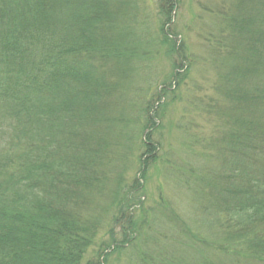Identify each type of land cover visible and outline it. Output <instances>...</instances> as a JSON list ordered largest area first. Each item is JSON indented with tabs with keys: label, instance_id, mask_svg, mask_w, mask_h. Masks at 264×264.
Here are the masks:
<instances>
[{
	"label": "trees",
	"instance_id": "1",
	"mask_svg": "<svg viewBox=\"0 0 264 264\" xmlns=\"http://www.w3.org/2000/svg\"><path fill=\"white\" fill-rule=\"evenodd\" d=\"M232 1L224 35L206 39L219 100L196 109L223 130L207 162L180 172L199 206L188 224L162 198L143 215L147 171L161 159V100L186 77L185 49L166 28L175 0L160 6L159 28L178 59L172 83L133 124L134 1L0 0V264H104L144 227L158 236L151 254L163 253L158 263L139 253L142 264H264V0Z\"/></svg>",
	"mask_w": 264,
	"mask_h": 264
},
{
	"label": "rangeland",
	"instance_id": "2",
	"mask_svg": "<svg viewBox=\"0 0 264 264\" xmlns=\"http://www.w3.org/2000/svg\"><path fill=\"white\" fill-rule=\"evenodd\" d=\"M135 4L134 22L135 35L137 38V51L131 65V93L130 100L133 103L130 111H127L129 118L133 120L140 115L139 109L145 100L158 92L164 85L171 84L176 56L169 55V46L162 43L159 33L161 23L165 20L163 10L160 8L166 0H132ZM175 11L173 12L172 23L166 27L173 33L172 41L175 46L184 47V57L187 63L186 77L178 87L173 84L167 88V95L161 102L165 105L159 113V129L155 132L156 139L162 144L160 151L161 159L156 165L147 171L144 183V205L146 210L145 220L150 218L151 209H158L161 204L160 198L167 200L173 209L189 224L192 220V212L197 214L199 206L190 199L191 192L182 188L180 172L185 166L199 167L207 162L206 158L212 154V149L207 145L210 139L221 134L222 126L216 117L196 109L198 103L210 105V99L219 100L215 87L218 82L215 66L211 65L212 58L209 57V48L206 39L216 32L225 33V16L234 10L232 0H175ZM141 100V101H140ZM218 106L219 103H218ZM135 121V120H134ZM139 133L136 131V135ZM139 136H137L138 139ZM202 152L206 154L200 156ZM202 157L198 159L197 157ZM210 160V159H209ZM208 160V163H209ZM135 175V169L127 170V178ZM148 213V217H147ZM141 213H136L140 217ZM135 220L138 223L140 219ZM119 229L114 230V237L117 243L123 241ZM139 241L126 248L122 252L115 251L107 257L104 264H142L139 262L138 254L141 257L146 254L153 263H158L162 251H154L151 254L150 243L152 237H157L149 229L141 230ZM164 235V233H162ZM101 237L108 239L106 232L97 236V244ZM171 236L168 235V239ZM103 239V238H102ZM159 239L160 248L169 244L167 250L175 247L176 251H182L175 243H167ZM166 249V247H164ZM96 247L90 249L85 259L94 255ZM145 257V256H144ZM179 256H166L168 261L177 259ZM86 262V261H84ZM146 263V262H145Z\"/></svg>",
	"mask_w": 264,
	"mask_h": 264
}]
</instances>
